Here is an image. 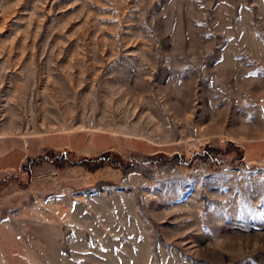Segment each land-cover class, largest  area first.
Wrapping results in <instances>:
<instances>
[{
    "label": "rangeland",
    "instance_id": "obj_1",
    "mask_svg": "<svg viewBox=\"0 0 264 264\" xmlns=\"http://www.w3.org/2000/svg\"><path fill=\"white\" fill-rule=\"evenodd\" d=\"M0 264H264V0H0Z\"/></svg>",
    "mask_w": 264,
    "mask_h": 264
},
{
    "label": "trees",
    "instance_id": "obj_2",
    "mask_svg": "<svg viewBox=\"0 0 264 264\" xmlns=\"http://www.w3.org/2000/svg\"><path fill=\"white\" fill-rule=\"evenodd\" d=\"M55 160H61L63 162H69L70 164L75 163L68 158V153H60L58 155V157H55L53 153H46L42 158H40V159L38 158V161H43V162H49V161L54 162ZM82 161L85 162V164L91 168H95L99 165H102L106 162H109L107 154H103L100 157L95 158L94 160L83 159ZM26 170H28V168Z\"/></svg>",
    "mask_w": 264,
    "mask_h": 264
}]
</instances>
